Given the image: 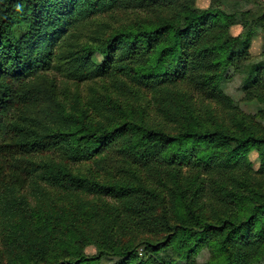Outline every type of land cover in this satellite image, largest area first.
<instances>
[{"label": "trees", "instance_id": "trees-1", "mask_svg": "<svg viewBox=\"0 0 264 264\" xmlns=\"http://www.w3.org/2000/svg\"><path fill=\"white\" fill-rule=\"evenodd\" d=\"M195 1L0 0V264H264V2Z\"/></svg>", "mask_w": 264, "mask_h": 264}, {"label": "rangeland", "instance_id": "rangeland-1", "mask_svg": "<svg viewBox=\"0 0 264 264\" xmlns=\"http://www.w3.org/2000/svg\"><path fill=\"white\" fill-rule=\"evenodd\" d=\"M260 1L264 2V0H260ZM210 4H211V0H196L195 1V7L198 9H206L210 6ZM131 20H132L131 16H128L124 18L123 22L131 21ZM240 30H241L240 27H234L231 29V32L232 34L236 35L237 33L240 32ZM262 43H263V35L261 32L258 31V33L252 39L251 44H250V53L252 56H258L261 53ZM224 93L233 101L235 105L238 106L239 110L242 111L243 113L250 115V116H254V117H259L261 116V114L264 115V106L259 105L255 101H252V102L244 101V96L242 93L239 92L236 80L231 81L225 86ZM255 120L256 122H258L264 127L263 120L259 118H256ZM248 159L251 163L253 171L256 172L259 166L256 154L252 152L251 154H249ZM86 254L89 256H93L96 254V251L94 248H88L86 250Z\"/></svg>", "mask_w": 264, "mask_h": 264}]
</instances>
